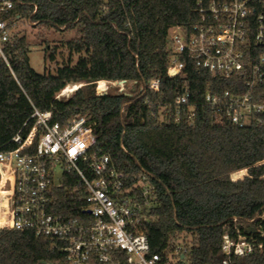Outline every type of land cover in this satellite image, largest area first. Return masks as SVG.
<instances>
[{
	"label": "trees",
	"instance_id": "1",
	"mask_svg": "<svg viewBox=\"0 0 264 264\" xmlns=\"http://www.w3.org/2000/svg\"><path fill=\"white\" fill-rule=\"evenodd\" d=\"M10 15L21 14L36 26L78 29L66 42L81 53L75 65L56 73H39L30 64L25 35L6 45L11 68L0 60V149L14 147L13 136L35 108L52 112V123L65 125L85 116L97 145L118 168L144 172L154 184L148 230L156 238L185 231L192 234L191 258L197 263L219 259L226 225L237 217L243 232L250 226L264 234V195L256 188L264 177V123L238 127L215 124L203 95L208 85L225 90L229 82L188 61L184 75L168 73L173 26L191 28L197 21L196 0H14ZM158 78L160 92L146 90ZM126 80L140 86L136 93H98L99 81ZM80 83L69 97L57 95ZM188 85L196 114L192 123L160 120L158 101L171 102ZM198 98V99H197ZM198 102V103H197ZM246 169L235 178L233 174ZM66 175L55 194L53 211L77 215L82 204L75 183ZM254 219L253 222H249ZM254 232V253L238 264H264V235ZM60 254L49 239L29 230L0 228V264L55 262Z\"/></svg>",
	"mask_w": 264,
	"mask_h": 264
},
{
	"label": "built area",
	"instance_id": "2",
	"mask_svg": "<svg viewBox=\"0 0 264 264\" xmlns=\"http://www.w3.org/2000/svg\"><path fill=\"white\" fill-rule=\"evenodd\" d=\"M14 4L0 0V60L10 68L6 45L22 22L32 23L21 14L10 15ZM195 11L197 21L191 28L169 29V75H184L191 61L198 71L229 82L230 88L214 91L209 84L204 92L203 103L215 124H263L264 0H196ZM107 81L117 82L118 92L130 94L124 87L128 81ZM145 88L159 93L160 80L152 79ZM193 97L185 85L173 101H158L155 115L163 121L192 123ZM31 118L34 123L28 127L27 120L13 136L14 147L0 149V186L7 189L6 199L0 201V228L29 230L49 239L60 257L42 264H238L237 258L262 247L253 236L261 229L250 226L244 233L234 217L225 227L219 259L194 262L191 233L177 231L166 239L148 230L153 182L144 172L119 169L97 145L87 117L62 125L51 122V111L35 108ZM68 174L78 177L75 187L82 204L76 207L77 215L53 211L55 194Z\"/></svg>",
	"mask_w": 264,
	"mask_h": 264
},
{
	"label": "rangeland",
	"instance_id": "3",
	"mask_svg": "<svg viewBox=\"0 0 264 264\" xmlns=\"http://www.w3.org/2000/svg\"><path fill=\"white\" fill-rule=\"evenodd\" d=\"M16 32L18 35L26 36L30 47V64L39 73H56L57 69L64 64L75 65L82 55L70 51L66 45L69 39L78 35L77 28L59 31L46 26L35 27V24L22 22ZM117 87H120L117 82L104 80L97 83L98 92L103 91V89H105L104 93L107 91L117 92L119 91ZM124 87L127 92L132 93H136L140 89V86L132 81L125 84ZM74 91L67 93L61 91V97H69ZM246 173L247 170L243 169L235 172L233 176L240 178ZM260 184L264 185V177ZM259 187H262V185Z\"/></svg>",
	"mask_w": 264,
	"mask_h": 264
},
{
	"label": "bare ground",
	"instance_id": "4",
	"mask_svg": "<svg viewBox=\"0 0 264 264\" xmlns=\"http://www.w3.org/2000/svg\"><path fill=\"white\" fill-rule=\"evenodd\" d=\"M79 87V83H72V84H68L66 86L65 89H63V93H67V92H71L76 90ZM103 89V88H102ZM7 189L6 187H4L3 185L0 186V201L2 202V199H6L5 198V193H6ZM4 202L6 203V201L4 200ZM0 221H2V218H0Z\"/></svg>",
	"mask_w": 264,
	"mask_h": 264
},
{
	"label": "crops",
	"instance_id": "5",
	"mask_svg": "<svg viewBox=\"0 0 264 264\" xmlns=\"http://www.w3.org/2000/svg\"><path fill=\"white\" fill-rule=\"evenodd\" d=\"M256 192H257L258 194H262V195H264V186H262V187H257V188H256Z\"/></svg>",
	"mask_w": 264,
	"mask_h": 264
},
{
	"label": "water",
	"instance_id": "6",
	"mask_svg": "<svg viewBox=\"0 0 264 264\" xmlns=\"http://www.w3.org/2000/svg\"><path fill=\"white\" fill-rule=\"evenodd\" d=\"M81 85H82V84H80L79 87H81ZM79 87H78V88H79ZM78 88H77V89H78ZM251 232H254V228H252V229H250V230L248 231V233H251Z\"/></svg>",
	"mask_w": 264,
	"mask_h": 264
}]
</instances>
